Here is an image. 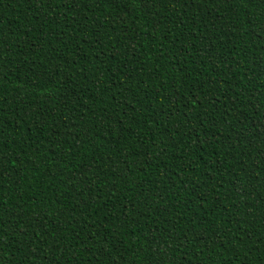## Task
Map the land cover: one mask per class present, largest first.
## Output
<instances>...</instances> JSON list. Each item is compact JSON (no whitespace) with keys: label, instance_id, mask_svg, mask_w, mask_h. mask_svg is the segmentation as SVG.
<instances>
[{"label":"trees","instance_id":"16d2710c","mask_svg":"<svg viewBox=\"0 0 264 264\" xmlns=\"http://www.w3.org/2000/svg\"><path fill=\"white\" fill-rule=\"evenodd\" d=\"M0 264H264V0H0Z\"/></svg>","mask_w":264,"mask_h":264},{"label":"snow or ice","instance_id":"6c2138e0","mask_svg":"<svg viewBox=\"0 0 264 264\" xmlns=\"http://www.w3.org/2000/svg\"><path fill=\"white\" fill-rule=\"evenodd\" d=\"M149 2H150V0H149Z\"/></svg>","mask_w":264,"mask_h":264}]
</instances>
